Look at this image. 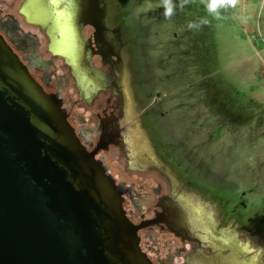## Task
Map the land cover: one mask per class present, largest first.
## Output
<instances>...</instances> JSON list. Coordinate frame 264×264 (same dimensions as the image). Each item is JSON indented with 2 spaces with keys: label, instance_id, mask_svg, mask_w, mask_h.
Masks as SVG:
<instances>
[{
  "label": "water",
  "instance_id": "95a60500",
  "mask_svg": "<svg viewBox=\"0 0 264 264\" xmlns=\"http://www.w3.org/2000/svg\"><path fill=\"white\" fill-rule=\"evenodd\" d=\"M71 17L62 12L56 51L81 80L93 81L102 75L90 68ZM125 56L113 77L123 102L110 141L133 165L163 166L162 157L171 153L155 115L140 112V88L131 86ZM199 219L206 223L207 214ZM253 253L237 239V255ZM0 264H150L123 213L114 179L79 144L59 102L43 92L1 36Z\"/></svg>",
  "mask_w": 264,
  "mask_h": 264
},
{
  "label": "flooded vegetation",
  "instance_id": "af4514ba",
  "mask_svg": "<svg viewBox=\"0 0 264 264\" xmlns=\"http://www.w3.org/2000/svg\"><path fill=\"white\" fill-rule=\"evenodd\" d=\"M107 6L108 0H0V36L43 92L59 102L79 144L114 179L123 213L150 264H258L256 253L264 249L263 209L239 218L242 223H238L237 211L247 205L239 203L231 185L196 167L193 172L194 165L186 159L192 167L189 176L209 179V187L204 182V187H194L188 176L166 165H133L110 141L112 122L123 102L112 86L123 46L122 41L116 44L107 27ZM63 11L71 13L68 20L90 54V68L99 71L100 78L81 80L56 51ZM93 70L86 73L92 76ZM138 98L139 107L144 103L142 114L161 115L156 99L147 98L141 89ZM160 130L164 136L165 128ZM202 189L210 195L200 194ZM201 213L207 214L206 223L200 222ZM237 233L242 242L253 237L252 256L237 255Z\"/></svg>",
  "mask_w": 264,
  "mask_h": 264
},
{
  "label": "rangeland",
  "instance_id": "374dc122",
  "mask_svg": "<svg viewBox=\"0 0 264 264\" xmlns=\"http://www.w3.org/2000/svg\"><path fill=\"white\" fill-rule=\"evenodd\" d=\"M173 2L175 14L165 19L161 0H108L107 27L116 44L122 41L133 89L157 100L155 127L165 128L164 143L170 145L164 147L171 153L162 157L163 167L188 176L194 187H209V179L189 176L186 159L193 172L196 167L231 185L247 205L237 211L242 223L239 218L264 210V0H239L219 20L202 0L183 9L180 0ZM204 18L208 24L188 29L189 22ZM216 100L233 118L245 103L242 112L250 118L230 123L216 111ZM200 192L210 195L208 189ZM248 238L242 242L237 235L253 248ZM258 256L256 262L264 264V249Z\"/></svg>",
  "mask_w": 264,
  "mask_h": 264
},
{
  "label": "clouds",
  "instance_id": "9594fccd",
  "mask_svg": "<svg viewBox=\"0 0 264 264\" xmlns=\"http://www.w3.org/2000/svg\"><path fill=\"white\" fill-rule=\"evenodd\" d=\"M191 0H180L179 7L183 9L188 5ZM205 4L207 12L216 18L217 20L221 19L222 10H227L228 8H236L239 0H202ZM161 5L163 7V15L165 19H171L175 14L177 5L173 0H161ZM208 19H201L199 22H189L187 25L188 29H199L201 25L208 24Z\"/></svg>",
  "mask_w": 264,
  "mask_h": 264
},
{
  "label": "trees",
  "instance_id": "16d2710c",
  "mask_svg": "<svg viewBox=\"0 0 264 264\" xmlns=\"http://www.w3.org/2000/svg\"><path fill=\"white\" fill-rule=\"evenodd\" d=\"M207 84H208V87H210L212 89L211 92H213V94H217V93H215L217 91L215 89L216 86L213 84V82L208 81ZM215 103H216L215 106L217 107L216 111L220 112L221 116H224L230 123L241 124L242 122H244L245 120L250 118L249 116L243 114L244 112H242V108H245V103H243V102H241L242 104H240V107L237 109V118H235V117L233 118V115L228 110H226L225 108L224 109L222 108L223 107V103L222 102L216 100ZM249 103L252 104L253 101L252 100H248L247 105Z\"/></svg>",
  "mask_w": 264,
  "mask_h": 264
},
{
  "label": "bare ground",
  "instance_id": "6f19581e",
  "mask_svg": "<svg viewBox=\"0 0 264 264\" xmlns=\"http://www.w3.org/2000/svg\"><path fill=\"white\" fill-rule=\"evenodd\" d=\"M34 3V2H33ZM60 34V33H59Z\"/></svg>",
  "mask_w": 264,
  "mask_h": 264
}]
</instances>
